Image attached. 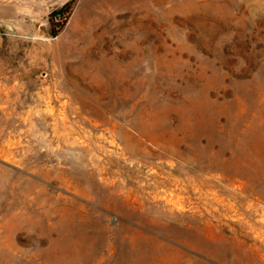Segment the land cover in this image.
I'll list each match as a JSON object with an SVG mask.
<instances>
[{
    "label": "rangeland",
    "instance_id": "rangeland-1",
    "mask_svg": "<svg viewBox=\"0 0 264 264\" xmlns=\"http://www.w3.org/2000/svg\"><path fill=\"white\" fill-rule=\"evenodd\" d=\"M0 0V264H264V0Z\"/></svg>",
    "mask_w": 264,
    "mask_h": 264
},
{
    "label": "trees",
    "instance_id": "trees-1",
    "mask_svg": "<svg viewBox=\"0 0 264 264\" xmlns=\"http://www.w3.org/2000/svg\"><path fill=\"white\" fill-rule=\"evenodd\" d=\"M72 1L73 0L67 1L62 7L54 9L49 13V22L51 23V26H54V28L52 27L51 35H56L58 28L65 23Z\"/></svg>",
    "mask_w": 264,
    "mask_h": 264
}]
</instances>
